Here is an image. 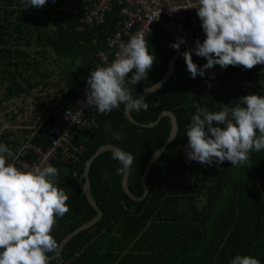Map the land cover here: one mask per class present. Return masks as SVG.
Returning <instances> with one entry per match:
<instances>
[{
    "label": "trees",
    "instance_id": "trees-1",
    "mask_svg": "<svg viewBox=\"0 0 264 264\" xmlns=\"http://www.w3.org/2000/svg\"><path fill=\"white\" fill-rule=\"evenodd\" d=\"M95 1L85 0L81 5H77L79 0L46 2L57 4L56 7L65 11L64 16H59L63 22L65 20V25L58 37H46L49 42L54 41L52 48L60 53L90 54L91 68L96 54L106 51L107 39L118 32L121 20V6L113 2L102 24L82 30L81 21L87 7ZM27 17L30 19L21 0H0V32L9 35L11 31L15 50H27L28 25L45 29L52 24L48 17L41 22L37 20L39 17L32 21ZM191 25L194 22H189L187 27ZM145 40L156 59L147 79L135 86L127 84L132 76V72L128 73L125 86L131 89L133 96H139L163 76L174 54L194 49L190 45H180L178 51L170 47L175 39L159 29ZM26 57L24 53L15 58L14 71L10 69L12 79L7 81L9 87H20L19 81L27 83V77L21 79L16 74ZM192 60L198 68L207 63L195 52H192ZM219 68L221 66L215 65L210 70ZM75 86L76 80L65 91L62 101L72 95ZM249 94L264 95V67L246 70L243 66L230 65L216 76L197 75L193 79L185 60L176 59L172 75L145 97L149 105L147 111H129L138 125L152 124L160 112L169 111L178 126L173 142L148 169L146 196L139 202L130 200L122 191V176L116 172L119 162L112 159L111 151L101 153L92 162L88 179L91 196L102 218L92 228L72 238L50 264H230L237 255L252 256L264 264V149L252 151L248 162L237 167L230 161H214L211 166L187 161L185 153L187 126L197 107H207L212 112L231 109L239 98ZM50 115L51 112L31 143L44 146L43 135L52 125ZM87 119L93 121V126L82 130L73 141L84 148L80 162L53 163L59 172L57 187L69 197L66 203L70 209L63 218H56L52 229L51 235L58 245L96 216L81 190L85 162L95 151L102 145H113L133 155L125 185L132 196L139 198L144 167L151 153L165 142L170 130L166 116L160 117L151 129L131 125L125 118L123 104L105 114L98 113L94 107L87 113ZM115 135L122 139H114ZM53 254L48 253L50 257Z\"/></svg>",
    "mask_w": 264,
    "mask_h": 264
},
{
    "label": "clouds",
    "instance_id": "clouds-1",
    "mask_svg": "<svg viewBox=\"0 0 264 264\" xmlns=\"http://www.w3.org/2000/svg\"><path fill=\"white\" fill-rule=\"evenodd\" d=\"M46 2L21 0L24 9L41 8ZM193 7L206 38L202 43L198 39L194 49L182 53L191 78L203 77L205 70L215 65L243 66L246 70L264 65V0H198V6ZM185 42L181 38L170 47L178 51ZM192 52L207 63L198 68ZM155 59L142 34L122 42L110 65L90 72L87 105L100 114L110 113L121 104L125 111H147L145 98L133 96L125 80L130 72L128 85L147 79ZM186 136L187 161L209 166L214 161H230L233 167L244 165L249 153L264 149V95L243 96L235 107L218 112L197 107ZM114 139L122 137L115 135ZM4 154L12 156L7 145L0 143V264H50L53 257L48 253H57L59 247L51 235L56 218H63L70 210L66 203L69 197L57 187L58 169L51 164L18 168L8 163ZM112 159L119 162L116 172L121 176L129 172L134 161L132 154L120 148H113ZM230 264L261 262L252 256L237 255Z\"/></svg>",
    "mask_w": 264,
    "mask_h": 264
},
{
    "label": "crops",
    "instance_id": "crops-1",
    "mask_svg": "<svg viewBox=\"0 0 264 264\" xmlns=\"http://www.w3.org/2000/svg\"><path fill=\"white\" fill-rule=\"evenodd\" d=\"M84 1L79 0L77 5ZM56 5L46 3L41 8H27V16H30L27 20L32 21L35 17H39V22L46 17L52 20V24L45 29L32 24L27 26V50L13 48L11 31L9 35L8 32H0V143L7 145L12 153V156L4 154L8 163L13 162L25 142L35 137L53 108L63 105L71 97L62 101L63 94L76 78L87 75L92 69L90 54L60 53L52 48L54 41L47 40L48 35L57 38L65 25V20L63 22L62 17L59 18L64 16L65 11ZM195 20L191 18L187 22H194L190 27L185 24L175 28L169 24L175 31L168 35L176 41L183 38L186 42L181 47L190 45L195 48L198 39L202 43L206 38L201 21ZM24 53L26 61L16 74L21 79L27 77V83L19 81L20 87L11 88L7 81L12 79V66L15 58Z\"/></svg>",
    "mask_w": 264,
    "mask_h": 264
},
{
    "label": "built area",
    "instance_id": "built-area-1",
    "mask_svg": "<svg viewBox=\"0 0 264 264\" xmlns=\"http://www.w3.org/2000/svg\"><path fill=\"white\" fill-rule=\"evenodd\" d=\"M113 2L121 6L118 32L107 39L106 51L96 54L94 66L87 75H79L76 78V86L71 97L51 111L52 125L43 135L44 146L26 143L12 162L16 167L34 169L48 164L53 166L54 161L64 164L79 163L84 148L73 141L82 130L93 126V121L89 122L87 119V113L94 107L87 105L86 102L88 89L86 81L93 68L110 65L116 58L119 45L128 42L134 35L142 34L146 39L157 28L168 34L175 31L169 24L180 28L191 18L200 21L197 9L193 7L198 6V0H96L87 7L81 21V29L102 24ZM177 42L175 40V43ZM254 67L264 65L258 64Z\"/></svg>",
    "mask_w": 264,
    "mask_h": 264
},
{
    "label": "water",
    "instance_id": "water-1",
    "mask_svg": "<svg viewBox=\"0 0 264 264\" xmlns=\"http://www.w3.org/2000/svg\"><path fill=\"white\" fill-rule=\"evenodd\" d=\"M178 58H183L182 54H174L167 65L166 71L163 74V76L153 85L149 86L148 88L144 89L139 96H143L144 98L151 94L152 92H154L155 90H157L173 73L174 71V64L176 59ZM184 59V58H183ZM230 66V65H229ZM229 66H227L226 68H219L216 70H210V69H206L205 70V76H216L217 74H220L222 72H224L225 70H227L229 68ZM162 116H166L169 119V124H170V130L168 133V136L165 140V142L162 144L161 147H159L158 149H155L145 167L144 170L140 176V187H141V196L139 198H136L134 196H132L129 191L126 188V180L128 177V173H126V175L122 176V180H121V188L123 193L132 201L134 202H139L141 201L147 194V189L145 187V180L147 177V173H148V169L150 168V166L154 163V161L158 158V156L163 152L164 149H166L174 140L175 135H176V131H178V126H176V120L174 115L169 112V111H162L158 114L156 120L154 122H152V124L149 125H138L136 124V122L131 118L129 111H125V118L128 122H130L131 125L136 126L139 129H151L153 128L156 124L157 121L159 120L160 117ZM113 148H118L116 146L113 145H102L100 146L95 153L85 162L84 165V170H83V174L82 177L84 178V184L81 185V190L83 191L86 200L88 202V204L94 209V211H96V216L94 218H92L91 220H89L88 222H86V224L82 225L81 227L75 229L74 231H72L70 234H68L66 237H64L60 243H59V247H58V252L54 253L51 257H53L51 259L54 260L56 258L59 257L60 253L62 252L63 247L75 236L81 234L82 232H85L87 230H89L90 228H92L94 225L97 224V222H99L102 218V212L100 211V209L98 208V206L96 205L95 201L93 200L91 193H90V181L88 179V173L90 170V166L92 164V162L94 161V159L96 157H98L101 153L106 152V151H111L113 150ZM50 261V262H51Z\"/></svg>",
    "mask_w": 264,
    "mask_h": 264
},
{
    "label": "rangeland",
    "instance_id": "rangeland-1",
    "mask_svg": "<svg viewBox=\"0 0 264 264\" xmlns=\"http://www.w3.org/2000/svg\"><path fill=\"white\" fill-rule=\"evenodd\" d=\"M26 143H27V142H26ZM26 143H25V144H26ZM28 143H30V140L28 141ZM25 144H24V145H25ZM35 145H36V144H35ZM18 155H19V154H18ZM18 155H17V156H18ZM17 156H16L15 158H17Z\"/></svg>",
    "mask_w": 264,
    "mask_h": 264
}]
</instances>
